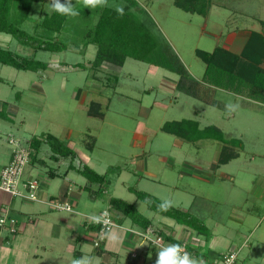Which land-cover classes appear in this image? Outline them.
<instances>
[{
	"label": "rangeland",
	"instance_id": "374dc122",
	"mask_svg": "<svg viewBox=\"0 0 264 264\" xmlns=\"http://www.w3.org/2000/svg\"><path fill=\"white\" fill-rule=\"evenodd\" d=\"M51 3L42 0L41 4H35L23 27L32 32L44 13L53 10ZM131 3L132 11L144 20L148 30L153 29L154 22L157 36L165 39L163 42L190 68L192 75L204 80L211 91L199 98L180 87L174 88L171 82L179 75L165 67L153 66L150 44L145 48L140 45L139 49L135 46L132 51H138L144 60L129 55L122 66L105 63L95 69L92 61L96 46H86V35L96 25L103 7L88 8L83 0H73L78 15H68L62 31L55 37L66 43L67 49L37 53L38 58L49 63L46 70H20L0 62V107L4 102L10 116L0 118V149H12L13 153L15 144L11 139H18L20 146L28 148L31 137L51 133L79 152L74 161L76 166L87 163L100 173H108L110 181L105 192L93 200L87 190L80 189L86 178L74 168L66 173L71 159H53L51 147L43 142L38 157L45 162H29L22 183L31 179L25 178L28 167L40 190L44 188L51 196L79 203H74L75 211H58L51 209L50 197L46 201L38 198L32 200L34 203L23 202V213L19 211L23 203L18 197L15 210L7 214L11 217L16 214L23 221L21 230L25 222L32 225L26 235L32 237L29 239L34 245L41 242L43 248L47 246L51 258L58 259L55 264H63V256L67 254L62 242L77 234L82 236L78 249L82 246L97 255L104 247L103 242L96 246L93 238L85 239L82 228L77 227L75 235L68 233L61 218L75 220L78 226L87 217L76 211L98 216L103 208L110 211L112 197L135 203L140 212L153 220L154 227L169 231L173 226L178 237L194 235L208 254L209 250L228 247L219 258L237 250L238 264H264V98L245 94V87L238 86V81L234 90L242 92V96H230L226 88L221 91L224 86L217 89L215 84L207 83V65L196 53L197 48L212 52L218 45L230 44L232 38L239 44L246 31L264 32V0H212L206 15L183 10L175 0H107L108 6L114 8ZM0 43L23 55L33 53L32 46L19 43L7 33L0 32ZM93 101L101 104L105 116L87 113ZM228 104L234 106L231 113L226 109ZM182 119L199 124L190 139L162 129L165 122ZM208 127H218L223 137H207L203 130ZM234 153L238 155L224 163L220 161L221 157ZM49 170L57 174L51 176ZM66 183L71 184L70 191H80V195L59 196ZM130 187L172 200L173 205L189 211L207 228L199 231L156 213ZM47 216L54 218L53 222L55 218L60 220V224L54 223L53 232H47L50 234L45 233L42 225ZM124 220L126 227L133 226L129 217ZM113 229L122 228L117 225L106 236ZM189 241L195 242L190 237ZM112 246L109 248L114 252L120 248L119 264H128L133 250L139 257L143 255L141 246L123 248L121 238H116ZM192 246L197 248L196 244ZM31 257L36 263L38 258ZM210 258L204 260L205 264L210 263ZM156 259L153 253V264ZM132 261L135 264L138 258ZM97 262L98 257L94 264ZM13 264L21 262L18 259Z\"/></svg>",
	"mask_w": 264,
	"mask_h": 264
},
{
	"label": "trees",
	"instance_id": "16d2710c",
	"mask_svg": "<svg viewBox=\"0 0 264 264\" xmlns=\"http://www.w3.org/2000/svg\"><path fill=\"white\" fill-rule=\"evenodd\" d=\"M50 1L52 2V0ZM61 2H64V0H61ZM175 2L183 10L204 15L208 14L212 6V0H175ZM39 3L41 4L42 0H0V32L10 34L19 43L32 46L33 48L31 55H23L0 43L1 63L11 65L20 70H46L49 67V63L38 58L37 53L40 50L59 52L67 49V44L55 37L57 33L62 31L68 15H62L53 9L44 13L40 21L36 22L32 32L23 27V22L30 17L33 6ZM131 4L123 7V16L117 13L114 6L103 7V10L98 15L96 25L87 32L86 46L89 44H95L96 46L95 58L92 61L95 69L100 68L105 63L122 66L129 55L135 59L144 60L145 58L138 51H132L135 46V49H139L140 45L145 48V46L148 47L150 44L153 52V60L151 62L176 72L179 75L176 84L177 88L180 87L192 96L203 98L204 93L211 91V89L207 88L205 82H203L204 80L200 81L190 73L178 55H175L174 51H171L168 45L163 42V40L165 41L164 38L157 36L154 22L153 29L148 30L144 20L132 11L134 9L133 4ZM141 27L146 29L143 30ZM196 53L207 65L205 72V76L209 77V80H206L208 81L207 83H213L216 87L224 86L228 90L239 92L234 90L238 81V86L242 85V87H245V94L264 98V32L251 30L240 53H235L223 45L216 46L212 52L197 48ZM235 77L239 79L235 80ZM0 79L2 78L0 77ZM5 110L6 105L1 102L0 118H10ZM88 114L93 117L104 116V112L101 111V104L98 101L91 102ZM198 126L199 124L192 119H182L167 121L163 124L162 129L178 137L190 139L193 136L194 129L197 130ZM203 132L207 137H223V132L218 127H208ZM43 142L48 143L51 147L53 151L51 157L53 159L57 161L60 158L71 159L67 172L69 169L74 168L86 178L87 181L83 188L88 191L91 198L98 199L105 192V188L110 181L107 176L108 173H100L87 163L82 166H76L74 161L78 156L77 150L51 133H43L40 136L35 135L29 140L28 149L32 163L36 161L45 162L44 159L38 157ZM236 155L238 153L221 157L220 161L224 163L231 156ZM49 174L55 176L57 172L49 170ZM130 189L136 192L138 197L145 201L148 207L156 213L172 217L179 223L198 230L202 227L204 229L207 228L189 211L175 205L168 211H160L158 205L163 199L146 191L136 190L131 187ZM56 198V196H52L49 201ZM109 205L110 214L115 222L121 218L129 217L133 224L141 228L143 232L151 229L154 233L163 235L168 242L179 245L184 244L182 240L176 239L172 233L162 227H154L153 220L140 212L135 203H130L122 198L112 197ZM89 227L96 230L97 236L101 226L91 220ZM185 245L189 253L196 258H202L203 260L210 258L211 250H209L210 253L208 254L207 251H202V249H197L189 244ZM103 249H99L98 252L101 253ZM153 250L158 251L155 247ZM217 258H210V262ZM134 262L132 261L130 264ZM100 264L105 263L101 262Z\"/></svg>",
	"mask_w": 264,
	"mask_h": 264
},
{
	"label": "crops",
	"instance_id": "0c3cea01",
	"mask_svg": "<svg viewBox=\"0 0 264 264\" xmlns=\"http://www.w3.org/2000/svg\"><path fill=\"white\" fill-rule=\"evenodd\" d=\"M249 32L246 31V34L243 36L242 40L240 42H238L239 44L235 43L236 38L235 39L232 38L230 44H223V46L232 50L235 53H240L243 50V47H244V45L248 39L247 34ZM249 34H248V36H249ZM232 47H236V48L233 49ZM153 66L158 67V65H153ZM186 67L190 71V68L188 66H186ZM190 73H191V71H190ZM177 79H175L174 81L172 80L173 82H171V83H174V88L177 87L176 86ZM216 88L219 89L221 87H219V88L216 87ZM224 90H225V88H223V90H221V91L223 92ZM226 90L228 91L230 96H239V95L242 96V94L239 92H235V91L228 90V89H226ZM214 96H215V94H214ZM158 104L161 105L163 108H167V105H165V104H162V103H158ZM88 109H89V107H88ZM87 113H88V111H87ZM104 116H105V113H104ZM11 154H12V149L10 151L0 149V170L2 169V167H4L6 165L5 163H7L8 161L10 162ZM87 159H89V158L87 157ZM60 160H61V158L58 161H60ZM35 163L36 162L32 163V161H30L29 164H35ZM66 173H68V172H66ZM34 177L35 176L32 174L30 169H28V167H27V172L25 173V178L33 179ZM44 184L45 185H43V186H47V187L49 185L47 183H44ZM83 185L80 187V189L83 188ZM70 189H71V184L66 183L65 188H63L62 191H60L59 196L67 197V196L73 194L75 197L77 194L80 195V191L75 192V191H70ZM41 190H40V186H39V190L37 192L39 199L41 198V200L46 201L49 197L50 198L52 197L51 194H49L47 192V190H45L44 188H42ZM17 198H18V196H13L9 192L0 189V213H2V211L3 212L7 211L10 213V211L15 210L16 205H17V201H16ZM19 198L22 200V203L23 202H28V203H34L35 202L32 200L29 201L28 199H25L22 197H19ZM93 200H95V199H93ZM74 203L78 204L79 202L74 201ZM74 203H73V210L72 211H75ZM19 206H20L19 211L24 213V211H23L24 203L22 205H19ZM108 207H109V205H108ZM104 209H106V208H103L100 210L99 215L101 214V212ZM48 210L50 212H52L50 208H48ZM76 214H78L81 217H87V219L81 220L82 222L79 221V223L81 225L78 224V226H77L75 220L72 221L68 218H61V220H62L61 222L63 223L62 224L63 229H67L66 231H68V233L71 232L72 235H75L76 234L75 229L77 227L80 229L82 228L84 238L85 239L93 238V239H91L93 241L96 238V230L94 228L89 227V225H90V221L93 220L97 216L92 215L91 213L84 212L82 210L76 211ZM12 217L16 218L18 221L17 222V226H18L17 232L12 233L9 231L8 227H6V226L1 227L0 226V264H13L14 261H16L18 259L20 260L21 264H38V263L39 264H55L56 260H58V259L51 258L50 253L47 252V246H45L43 248V245L41 244V242H38L37 244L34 245V243H32L33 240H31L32 237H30V235L29 236L26 235L28 233V231L26 233V230L28 229V227L30 228L32 225H30L28 222H25L26 224L23 226V229L21 230L20 226L22 225L23 221H20V218L16 214L13 215ZM36 219H37V217H36ZM53 220H54V218H50L48 216H47V218L42 219V221H43L42 225H44V227H45V233L46 234H50V233H47V232H49V230H52V232H53V229L56 225L54 223H57V225L60 224L59 218H55L56 222H53ZM164 222L173 223L172 221H164ZM117 223H118V226H120V228H122V229H118V230L113 229V231H111L109 234H107V236H105V239L103 241V244H104L103 248L104 249L101 253H99L97 251V255H94V253H90L87 249L83 250L82 246L80 247V249H78L79 244L82 240V236H79L78 234L75 237L73 236L70 240H66V242L63 241L62 244L63 245L65 244L64 245L65 251L67 252V254H65L63 256L64 257L63 264H72L73 256H76L77 259H79L82 256L88 257V255H89V257L94 258L92 261V264H94V260L97 257H98L97 264H100L101 262H103L105 264H119L120 255H121V253L119 251L120 248L119 247L117 248L118 249L117 252H114L115 250H112L109 248V246L113 247L112 245L116 241V238H121V245L123 246V248H126V247H128V248L133 247L134 248V247H140V246L142 247L143 255L141 257H139V253H137L136 250H133L130 258H128V262H129L128 264H130V262L133 258H138V261L135 264H153V253H155L156 256H158V251H154L153 245L141 235V233H143V231L140 230L141 228L138 230L139 227L136 225L134 226L133 223H132L133 226H127L126 227V225H124L125 224L124 218L117 220ZM32 224L34 225V223H32ZM178 225H180V224H178ZM182 226H185V225L182 224ZM120 230H123V231H120ZM169 232L172 233L176 239L182 240L184 242V244H189L190 246H192V244H196L198 249H200V250L202 249V245H201L202 243L200 242V239L196 238L194 235H192V234L188 235L187 234L188 236L178 237L176 234L175 227H173V226L170 228ZM58 235H57V237H58ZM189 237H190V239L191 238L194 239L195 242H193V243H191V241L187 242V239ZM29 238H31V239H29ZM55 241H53V242L55 243ZM54 243L52 245H54ZM31 244H32V246H31ZM171 244H173V243H171ZM229 249L230 248L226 247L224 250H219V251L211 250L212 251L211 259L214 257H219L222 254V252L224 253ZM202 251H204V250H202ZM72 254H73V256H72ZM31 255L35 256L36 257L35 259L38 258L37 259L38 262L37 261H36V263L32 262L31 260H33V257H31Z\"/></svg>",
	"mask_w": 264,
	"mask_h": 264
},
{
	"label": "built area",
	"instance_id": "2783aa9c",
	"mask_svg": "<svg viewBox=\"0 0 264 264\" xmlns=\"http://www.w3.org/2000/svg\"><path fill=\"white\" fill-rule=\"evenodd\" d=\"M10 142L15 144V148L13 149L10 162L0 170V189L9 192L13 196L37 200V188L39 186L38 180L33 178L22 183L24 168L30 162L29 149L20 146L18 139H11ZM21 184H23L26 189V193L23 191ZM49 203L51 208L54 210H73V204L66 199L56 198L50 200ZM7 213V211L0 213V226L5 227L9 222L10 224L8 229L13 233L17 230L16 220ZM93 221L95 224L101 226L98 235L94 239L95 245L100 246L105 239L106 233L113 227L117 226L118 223L113 220L108 209H104L100 215L93 219ZM141 235L149 241L158 250V252L161 248L171 245L170 242L163 237V235L156 234L151 229L141 233ZM153 241H155V243ZM181 246L184 252L191 255L185 244ZM237 253V250H230L223 254L220 258L218 257L217 259L211 261L209 264H238ZM191 256L194 257V255Z\"/></svg>",
	"mask_w": 264,
	"mask_h": 264
},
{
	"label": "clouds",
	"instance_id": "9594fccd",
	"mask_svg": "<svg viewBox=\"0 0 264 264\" xmlns=\"http://www.w3.org/2000/svg\"><path fill=\"white\" fill-rule=\"evenodd\" d=\"M83 4L88 8L108 6L107 0H83ZM51 6L56 12L62 15H78V12L74 10L72 0H64V2H61V0H52ZM116 11L119 15H124V8L122 6H117ZM226 109H228L229 113L235 110L231 104L226 105ZM172 207L173 202L170 199L162 200L158 205L160 211H168ZM153 242L155 243V241ZM93 259L92 257L82 256L79 259H73L72 264H92ZM155 264H205V262L202 258L197 259L187 252H184L181 245L172 244L160 249Z\"/></svg>",
	"mask_w": 264,
	"mask_h": 264
}]
</instances>
